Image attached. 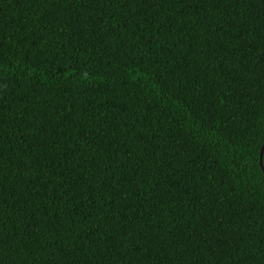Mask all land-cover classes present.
Masks as SVG:
<instances>
[{
	"label": "trees",
	"instance_id": "trees-1",
	"mask_svg": "<svg viewBox=\"0 0 264 264\" xmlns=\"http://www.w3.org/2000/svg\"><path fill=\"white\" fill-rule=\"evenodd\" d=\"M264 0H0V264H264Z\"/></svg>",
	"mask_w": 264,
	"mask_h": 264
},
{
	"label": "water",
	"instance_id": "water-1",
	"mask_svg": "<svg viewBox=\"0 0 264 264\" xmlns=\"http://www.w3.org/2000/svg\"><path fill=\"white\" fill-rule=\"evenodd\" d=\"M263 155H264V147H263L262 153H261V162L263 161Z\"/></svg>",
	"mask_w": 264,
	"mask_h": 264
}]
</instances>
